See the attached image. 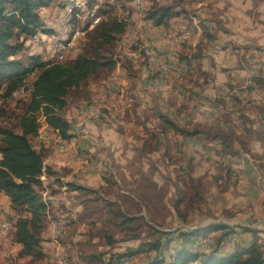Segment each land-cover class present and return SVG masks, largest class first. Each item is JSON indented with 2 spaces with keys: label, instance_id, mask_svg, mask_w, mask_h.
<instances>
[{
  "label": "rangeland",
  "instance_id": "rangeland-1",
  "mask_svg": "<svg viewBox=\"0 0 264 264\" xmlns=\"http://www.w3.org/2000/svg\"><path fill=\"white\" fill-rule=\"evenodd\" d=\"M176 1L179 8H187V20L173 18L166 27L143 20L148 0H111L117 2L116 15L128 23L127 31L104 48L106 55L117 60V65L112 70H102L88 86L69 95L63 114L71 122L74 139L63 145L64 139L47 128L43 117L40 133L33 138L37 148H47L51 160L48 164L62 178L65 176L59 182L50 180L51 195L44 193L51 201L50 214H53L42 233L47 253L31 261L17 259L19 248L11 245L10 228L17 213L8 198L0 195V264H91V255L108 259L112 253L130 252L148 239L157 238L154 226L176 232L211 222L228 223L237 232L224 244L226 251L252 239L242 231V226L264 231V136L252 131L245 137L249 151L242 144H235L237 153L231 150L232 154H227V146L218 138L209 139L207 134L208 131L226 134L233 123L250 129L261 122L264 88L249 89L254 73H245L258 59L241 53L227 58V0H160L165 4ZM86 5L87 0H70L63 23H58L57 17L62 14L59 8L50 14L43 8L41 11L49 19L56 16L52 25L58 30L57 37L47 40L38 34L36 46L29 43L22 53L23 59L27 60V54L40 53L45 58L67 61L83 52L82 24L87 21H79L81 25L73 31L74 24L69 20L76 6L86 8ZM201 13L215 22L201 27ZM142 20L146 26L141 25ZM205 26L216 38L204 41L203 56L194 60ZM79 29L83 31L78 35ZM168 38L174 39L175 45ZM146 45L161 60L173 61V74H167L165 67L163 75L153 68L145 56ZM62 52V58L58 57ZM233 66L234 71L240 69L232 77L229 70ZM33 78L31 75L28 82ZM231 78L238 81L234 86L230 85ZM113 80H118L115 85ZM26 86L7 100L1 89L0 126L19 131L18 119L30 95V87L27 91ZM233 96H238L239 101H234ZM160 112L191 129L200 124L207 132L188 138L172 135L168 141L157 139L149 143L146 129H159ZM244 114L249 115L243 118ZM170 140L172 149L166 154ZM175 140L183 141L181 147L177 148ZM255 142L261 146H254ZM247 162L251 165L249 173L235 166ZM191 175L201 177L204 201L189 208L186 202L181 203L182 212L191 213L185 221L176 213L174 202L185 188L181 177ZM69 182L97 192L71 190ZM108 203L116 205L110 207ZM111 208L122 209L140 219L130 228L120 229L112 223ZM4 222L9 223L6 229ZM1 227L5 229L3 232ZM105 232L113 236V243H109ZM175 241L172 246L180 245L181 239ZM197 242L202 249L215 244L211 237ZM260 243L264 244V232L260 233ZM151 255L141 254L135 259L144 261Z\"/></svg>",
  "mask_w": 264,
  "mask_h": 264
},
{
  "label": "trees",
  "instance_id": "trees-1",
  "mask_svg": "<svg viewBox=\"0 0 264 264\" xmlns=\"http://www.w3.org/2000/svg\"><path fill=\"white\" fill-rule=\"evenodd\" d=\"M68 2L66 0H0V91L4 89L2 97L7 100L19 88L30 84L26 86L27 90L30 87L28 101L18 119L19 131L0 126V194L8 198L10 207L17 213L15 221H12L13 223L10 221V228L13 229L11 245H21L18 260L31 261L45 256L43 248L45 238L42 233L49 221L48 217L51 219L53 214H50L51 201L44 193L51 195L50 189L53 190V186L50 180L59 182L63 179L58 171L47 163V148L43 146L37 148L33 144V138L40 133L41 117L44 123L57 132L62 139L71 141L75 138L71 122L63 114L68 104V97L71 93L88 86L93 78L99 77L102 70H112L117 65V60L106 55L104 48L128 29L127 21L119 19L116 15L117 2L105 0L97 12L101 17L100 22L92 28H89L88 22L82 24L85 30L82 40L83 52L67 61L52 60L50 57H43L40 53H30L27 54L25 61L22 53L28 49L29 43L36 46V41L39 40L38 34L40 38L46 36L47 40L55 39L58 34L57 28L52 25V19L46 18L41 10L52 5L63 10ZM148 2L145 8L146 19L143 20H151L154 25L166 27L173 18L187 20V8H179L177 1L168 4L160 0H148ZM96 3L97 0H87V10L91 11ZM76 8V11L81 10L80 7L76 6ZM200 21L202 27L204 20ZM71 22L75 25L72 27L73 31L76 26L81 25L76 19H72ZM209 31L205 26L204 37L197 45L198 50L193 57L194 60H200L203 56L202 51L206 44L204 41L216 38ZM31 75H34V78L28 82ZM263 82L264 75L256 73L251 78L248 88L253 89L255 86L264 88ZM233 98L234 101H239L238 96ZM158 118L161 124L157 131L146 129L149 134V138L146 139L149 143L152 140L157 142V139L168 141L172 135L188 138L207 132L199 126L200 124L191 129L189 125H183L162 112L158 113ZM248 133L249 129L240 128L234 123L229 125L226 134L207 132L209 139L218 138L227 146V154H232L231 150L237 153L235 144H242L249 151V145L245 140ZM175 141L177 148L181 147L183 141ZM171 145H173L172 140L166 144V154H170ZM181 180L185 188L181 191V197L174 202V209L182 219L187 221L191 213L182 212L180 205L186 202L189 208L204 201L203 184L201 177L193 175L188 178L183 176ZM68 185L74 191L97 192L75 182H69ZM108 204L110 207L116 205ZM111 209L114 215L112 223L120 229L126 230V227L130 228L132 223L140 219V216L128 214L122 209ZM153 229L159 235L157 238L148 239L130 252L112 253L108 259L91 255V264H264V244L260 243V233L264 231L258 228L242 226V231L250 234L252 239L247 243L232 246L228 251L224 250V244L232 239L230 237L232 233L237 232L228 223L211 222L197 228L176 232L155 226ZM104 234L109 243L114 242L112 235L106 232ZM205 237H211L215 242L214 245L209 244V249H202L197 242L198 239ZM179 239H181L180 245L172 246L173 240ZM141 254L152 255L144 261H137L135 257Z\"/></svg>",
  "mask_w": 264,
  "mask_h": 264
},
{
  "label": "crops",
  "instance_id": "crops-1",
  "mask_svg": "<svg viewBox=\"0 0 264 264\" xmlns=\"http://www.w3.org/2000/svg\"><path fill=\"white\" fill-rule=\"evenodd\" d=\"M58 8H59L58 6H53V7L50 6L44 9L48 11L46 13L50 14L52 11ZM226 11H227V58L230 59L235 56H238L239 55L238 53H241L243 55L248 54L249 56H255L258 60L254 62L253 65L247 67L248 70H246L245 73L247 74L250 72L254 74L259 72L264 73V0H227ZM42 14H44L45 17L48 18L47 16L48 14H45L44 12H42ZM55 17L56 16H54V18ZM201 17L204 20V23H206L207 25H210L209 23L213 24L215 22L205 17L204 13H201ZM222 17H224V15H222ZM54 18L52 20V23L54 21ZM234 67L235 66L231 67L232 69L229 70V72L232 73V77L233 75H235L236 72L239 73V69H240L239 68L236 71H234L233 70ZM227 68L229 67L227 66ZM240 71H243V69H241ZM117 81L118 80L114 82V85L115 83H117ZM236 82L238 81H235L233 79L231 80L230 85L234 86V83ZM239 109L241 108H238V111ZM244 115L246 116L249 114H244ZM260 121L261 122H258L257 125L253 124L250 126L249 133L252 131H259L258 133L264 136V109H262V117ZM47 128L51 129L49 126H47ZM59 137L60 136H58V138ZM253 145L256 147L261 146L260 142L259 144L258 142H255ZM49 158H47V163H50L51 161L49 160ZM235 166L240 167L243 173L244 172L249 173V171H251L250 170L251 165H249L248 162L247 164H239ZM64 178L65 176L63 177V179ZM0 195L4 196L3 194ZM44 243L45 241L43 242V248L45 253H47ZM15 246L21 249L20 244H16Z\"/></svg>",
  "mask_w": 264,
  "mask_h": 264
},
{
  "label": "built area",
  "instance_id": "built-area-1",
  "mask_svg": "<svg viewBox=\"0 0 264 264\" xmlns=\"http://www.w3.org/2000/svg\"><path fill=\"white\" fill-rule=\"evenodd\" d=\"M99 6H101V0H98V4H97L96 6H94V7H92V10H98ZM66 7H67V6H65V8H64L63 10H61L63 16H62V14H61V15L59 16V18L57 17V19H58V23H62L63 19L65 18V16H66ZM61 16H62V17H61ZM82 17H83V16H82ZM82 17H81L80 21H82ZM140 24H141V23H140ZM141 25L146 26V25L143 23V20H142V24H141ZM147 27H148V26H147ZM150 27H152V26H150ZM80 31H83V29H82V30L79 29V32H80ZM160 32H161V34H162L163 36H166V35L162 32V30H161ZM182 35L186 36V34L183 33V32H182ZM168 42L171 43L172 45H174V39H172V38H168ZM69 47H73V44H70ZM62 55H64L63 52H62V53H59V54H58V57H61ZM145 56L151 61L153 68L156 69L158 72H160L162 75H163V68H164L165 66L174 65V63H173L172 60H161V59L159 58V56H157V53L154 52L153 48H152L151 46H149V45H148V46L146 45V53H145ZM176 72H177V71H176ZM114 81H115V80H113V82H114ZM66 141H67V140H61V143L64 145ZM4 230H5V229H2V227H1V231H4Z\"/></svg>",
  "mask_w": 264,
  "mask_h": 264
},
{
  "label": "bare ground",
  "instance_id": "bare-ground-1",
  "mask_svg": "<svg viewBox=\"0 0 264 264\" xmlns=\"http://www.w3.org/2000/svg\"><path fill=\"white\" fill-rule=\"evenodd\" d=\"M103 1L104 0H101V5L103 4ZM98 4V0H97V3H96V5ZM79 5H81V4H79ZM82 5H84V4H82ZM95 5V6H96ZM78 7H80L81 8V10H78V11H76V12H74V14H73V18L72 19H76V20H78V21H80V19H81V17H82V21L83 20H86L87 22H88V26H89V28H92V27H94L95 25H97L99 22H100V20H101V17H100V15H98V10H91V11H89V9L87 10L86 8H83V7H81V6H78ZM101 6H99V8H100ZM79 8V9H80ZM66 9H67V7H66ZM71 18V17H70ZM69 21H71V20H69ZM63 22V21H62ZM69 23V22H68ZM72 23V22H71ZM144 23V22H143ZM87 26V27H88ZM66 33V32H65ZM82 33V31H80V32H78V35L79 34H81ZM68 35V34H67ZM186 36H184V38H185ZM73 44V43H72ZM175 45V44H174ZM63 56V55H62ZM62 58V57H61ZM178 68V67H177ZM165 69H166V71L168 70V73L167 74H169L170 72H171V69H172V65H169V66H165ZM174 70V69H173ZM188 70V69H187ZM186 70V71H187ZM172 73V72H171ZM166 74V75H167ZM173 74V73H172ZM171 74V75H172ZM181 74V73H180ZM179 74V75H180ZM165 75V76H166ZM178 75V76H179ZM115 82V81H114ZM28 91V90H27ZM30 91V90H29ZM66 143V142H65ZM9 227V223L8 222H4L3 223V228H8ZM3 232V231H2Z\"/></svg>",
  "mask_w": 264,
  "mask_h": 264
}]
</instances>
